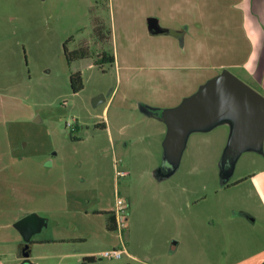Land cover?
<instances>
[{"label": "rangeland", "instance_id": "obj_1", "mask_svg": "<svg viewBox=\"0 0 264 264\" xmlns=\"http://www.w3.org/2000/svg\"><path fill=\"white\" fill-rule=\"evenodd\" d=\"M57 2L0 0V223L18 231L28 215L41 222L29 239L31 256L20 262L53 264L38 256L68 248L94 253L92 264H225V251L262 237L256 187L264 179L263 145L256 136L239 139L234 114L224 110L188 126L177 152L168 148L166 115L206 89L213 70L158 68L149 57L139 59L137 44L112 41L107 6ZM96 36L106 41L94 45ZM83 41L90 67L65 58L64 49ZM116 52L115 63L94 65L101 53ZM77 70L83 88L72 93L69 78ZM98 96L105 101L94 107ZM117 197L127 202L121 233L107 230V213H94L111 211ZM121 243L127 256L99 257Z\"/></svg>", "mask_w": 264, "mask_h": 264}, {"label": "crops", "instance_id": "obj_2", "mask_svg": "<svg viewBox=\"0 0 264 264\" xmlns=\"http://www.w3.org/2000/svg\"><path fill=\"white\" fill-rule=\"evenodd\" d=\"M50 1L57 4H59L57 1L61 2V0ZM93 2L96 4L90 2L89 5L100 6L102 3L109 9L111 26L114 29L112 41L115 44L118 40L123 41L126 48L132 47L131 43L137 44L139 59L149 57L154 63L161 65L158 68L167 70L170 67L180 73L194 70L196 67L199 69L203 65L213 70L212 79L229 72L228 69H234L251 81L260 90L259 94L264 97V0H104L103 2L93 0ZM196 15L201 16V20L196 19ZM94 19L99 21L98 17ZM98 28L94 25L92 30ZM117 29L121 35H116ZM159 30L164 32L153 33ZM94 40H92L94 45L97 42L101 45L106 41L102 36H96ZM88 45V42L83 41L78 44V48ZM113 57L114 63L115 60L118 61V52ZM200 59L201 65L198 64ZM212 59L211 66L207 63ZM78 63L92 66L90 57L76 60L75 64ZM77 72L81 74L79 70ZM172 75V73H168V76L164 74L167 77ZM102 129L107 130L113 142L109 125H103ZM124 144L126 147L127 143ZM262 145L264 150V135ZM171 189L172 187L169 191ZM256 189L259 193L256 202L264 207V179ZM113 210L114 208L111 211L100 209L99 212L94 213L113 215ZM242 213L248 222L255 223V216ZM9 225V223H0V230L8 229ZM126 227L127 225L125 229ZM8 230L10 232L6 231L8 234L0 238V264H19L22 245L20 236L18 231ZM263 240L264 235L251 239L250 245L231 248L223 253L222 259L225 260V264H264V244L259 243ZM176 244L177 242L172 243V245ZM31 254L32 248L30 256ZM164 254L165 252L159 257H163ZM45 257L55 261L53 264H81L84 258H94V253L60 248L44 256H38V261L47 260Z\"/></svg>", "mask_w": 264, "mask_h": 264}, {"label": "water", "instance_id": "obj_3", "mask_svg": "<svg viewBox=\"0 0 264 264\" xmlns=\"http://www.w3.org/2000/svg\"><path fill=\"white\" fill-rule=\"evenodd\" d=\"M159 30L154 34H161ZM102 96L95 97L92 105L96 107L104 102ZM234 114L235 122H238V137L241 141L251 137L258 138V145H262L264 135V97L251 87L244 84L229 72H224L212 79L209 86L197 94L172 114L166 115L169 125L171 143L168 144L170 154L177 152L178 143L188 126L206 123L216 117L221 111ZM165 120V113H161V119ZM169 158V157H168ZM171 159V158H169ZM16 229L24 236L25 246L20 257H30L31 243L29 239L41 228V222L33 215H28L19 220ZM19 264H32L21 261Z\"/></svg>", "mask_w": 264, "mask_h": 264}, {"label": "trees", "instance_id": "obj_4", "mask_svg": "<svg viewBox=\"0 0 264 264\" xmlns=\"http://www.w3.org/2000/svg\"><path fill=\"white\" fill-rule=\"evenodd\" d=\"M99 1L103 2L104 0H99ZM64 53H65V58L67 62H72L74 60H80V59L91 57L88 53L87 47H81V48H78L77 50H73L70 52H66V50L64 49ZM97 58H99V60H97L94 65H100L106 62L109 64H112L114 62V57L112 55L108 56L105 53H101V55ZM69 82H70V89L72 93H78L80 90H82L83 88L82 77L79 72H75L74 74H72L69 78ZM106 228L109 231L116 230L114 216L109 213L107 214ZM94 260L95 259L93 257L83 259V261L89 262V263L94 262Z\"/></svg>", "mask_w": 264, "mask_h": 264}, {"label": "built area", "instance_id": "obj_5", "mask_svg": "<svg viewBox=\"0 0 264 264\" xmlns=\"http://www.w3.org/2000/svg\"><path fill=\"white\" fill-rule=\"evenodd\" d=\"M126 210H127V202L125 200H123L122 198L117 197L115 200L113 216L115 219L116 230H118L119 233H121L125 229V225H126L125 212H126ZM125 255H127V253L125 251L124 245L121 243L120 247L112 248L110 250L104 251L101 254H99V257L105 258V259L119 260Z\"/></svg>", "mask_w": 264, "mask_h": 264}]
</instances>
